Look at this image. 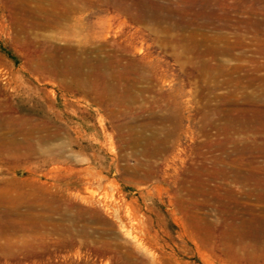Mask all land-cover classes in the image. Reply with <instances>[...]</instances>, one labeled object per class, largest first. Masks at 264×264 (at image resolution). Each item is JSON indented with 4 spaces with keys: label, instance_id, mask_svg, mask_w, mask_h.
Segmentation results:
<instances>
[{
    "label": "rangeland",
    "instance_id": "374dc122",
    "mask_svg": "<svg viewBox=\"0 0 264 264\" xmlns=\"http://www.w3.org/2000/svg\"><path fill=\"white\" fill-rule=\"evenodd\" d=\"M18 1L0 264H264V0Z\"/></svg>",
    "mask_w": 264,
    "mask_h": 264
},
{
    "label": "bare ground",
    "instance_id": "6f19581e",
    "mask_svg": "<svg viewBox=\"0 0 264 264\" xmlns=\"http://www.w3.org/2000/svg\"><path fill=\"white\" fill-rule=\"evenodd\" d=\"M8 2H9V5L11 6L10 7V9H14V16H16L17 18H18V16H17V11L19 10L18 9V7L20 6V2L18 1V0H8ZM17 7V8H16ZM22 9V8H21ZM11 11V10H10ZM22 11V10H21ZM20 11V12H21ZM27 13V12H26ZM11 14H12V11H11ZM19 14V13H18ZM21 15V14H20ZM16 19V18H15ZM19 19V18H18ZM17 20V19H16ZM23 22V21H22ZM20 23V22H19ZM17 37H19V35L17 36ZM16 41H19V40H16ZM17 43V42H16ZM218 52H219V50H218ZM211 53V52H210ZM223 53V52H222ZM53 54V53H52ZM228 54V53H227ZM219 55V54H218ZM221 55V54H220ZM66 67V66H65ZM214 68V67H213ZM91 70V69H90ZM68 73H70V72H68ZM75 76V75H74ZM100 76V75H99ZM92 77H93V75H92ZM96 78V77H95ZM75 80V79H74ZM73 80V81H74ZM118 80V79H117ZM75 83V82H74ZM76 84H78V83H76ZM93 84V83H92ZM76 86V85H75ZM68 87H70V86H68ZM71 87H72V84H71ZM118 88V87H117ZM52 93V92H51ZM98 95V94H97ZM248 100H249V98H248ZM238 103V102H237ZM244 104V103H243ZM257 104V103H256ZM237 105V104H236ZM249 105H254V102L252 101V100H249ZM231 107V106H230ZM49 108V107H48ZM53 109V108H52ZM51 109V110H52ZM238 110V109H237ZM50 111V110H49ZM54 111V110H53ZM16 112V111H15ZM239 112H241V111H239ZM75 113V112H74ZM234 113V112H233ZM238 115V114H237ZM233 116H234V114H233ZM241 116V115H240ZM21 117V116H20ZM22 118V117H21ZM25 118V117H24ZM32 118V117H31ZM231 118V117H230ZM236 118V117H235ZM240 118H242V117H240ZM16 119V118H15ZM34 119V118H33ZM32 119V120H33ZM244 119V118H243ZM23 120V119H22ZM26 120H28V119H26ZM240 120V119H239ZM7 121V120H6ZM9 121H11V120H9ZM261 121V120H260ZM10 125V124H9ZM261 125H262V123H261ZM16 126V125H15ZM37 129V128H36ZM31 130V129H30ZM29 130V131H30ZM33 130V129H32ZM31 130V131H32ZM35 130V129H34ZM30 133V132H29ZM35 133V132H34ZM14 134V133H13ZM19 135V134H18ZM22 135V134H21ZM9 138V137H8ZM166 138V137H165ZM26 139V138H25ZM10 140V139H9ZM163 140V139H162ZM29 141V140H28ZM8 142V141H7ZM12 144V143H11ZM28 146V145H27ZM12 147V146H11ZM26 148V147H25ZM14 149V148H13ZM28 150V149H27ZM26 150V151H27ZM260 150V149H259ZM17 151V150H16ZM25 153V152H24ZM246 153V152H245ZM254 153V152H253ZM240 176V175H239ZM87 192V191H86ZM1 194V193H0ZM86 194V193H85ZM2 196V195H1ZM85 199V198H84ZM1 201V200H0ZM2 208V207H1ZM34 219V218H33ZM5 221V220H4ZM7 221V220H6ZM257 226V225H256ZM3 227V226H2ZM227 232V231H226ZM204 235V234H203ZM236 235V234H235ZM244 235V234H243ZM250 235V234H249ZM257 236V235H256ZM263 236V235H262ZM250 236H248V238H249ZM234 238V237H233ZM245 238V237H244ZM262 238V237H261ZM229 240V239H228ZM236 240V239H235ZM257 241V240H256ZM263 241V240H262ZM247 242H249V241H247ZM258 243V242H257ZM262 244V243H261ZM238 247V246H237ZM261 248V247H260ZM264 249V248H263ZM227 250V249H226ZM241 250V249H240ZM261 250V249H260ZM202 251V250H201ZM237 254V253H236ZM263 255V254H262ZM225 257V256H224ZM234 257H235V255H234ZM221 259V258H220ZM261 259V258H260ZM225 260V259H224ZM221 261V260H220ZM219 262V261H218ZM223 262V261H222ZM230 263V262H229ZM222 264V263H221Z\"/></svg>",
    "mask_w": 264,
    "mask_h": 264
}]
</instances>
